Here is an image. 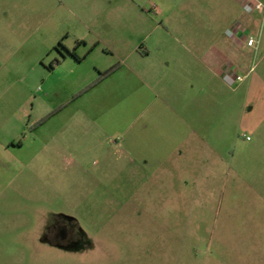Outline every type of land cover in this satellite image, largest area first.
<instances>
[{"label": "rangeland", "instance_id": "1", "mask_svg": "<svg viewBox=\"0 0 264 264\" xmlns=\"http://www.w3.org/2000/svg\"><path fill=\"white\" fill-rule=\"evenodd\" d=\"M38 1L14 9L17 32L0 49V264H264V113L248 88L256 72L245 77L264 54V0H72L73 14ZM235 22L263 41L241 48V81L217 85V156L186 153L184 167L137 185L112 154L90 151L73 106L56 109L95 57L191 46V34L228 45ZM68 50L84 62L56 66Z\"/></svg>", "mask_w": 264, "mask_h": 264}, {"label": "crops", "instance_id": "2", "mask_svg": "<svg viewBox=\"0 0 264 264\" xmlns=\"http://www.w3.org/2000/svg\"><path fill=\"white\" fill-rule=\"evenodd\" d=\"M28 1L33 7L38 6V0ZM60 1L73 14L72 0ZM239 1L243 4L244 0ZM24 5L25 0H0V49L6 48L9 37L17 32L14 9ZM247 21L258 25V19ZM215 37L213 33L187 35L192 40L191 46L183 43L182 47L171 50L147 44L143 50L134 48L111 63L95 57L90 73L81 71L69 76L68 83L73 89L69 99L56 109L62 111L73 106L69 114L90 136V151L101 153L103 158L112 154L111 160L130 171V182L137 185L150 183L163 170L184 167L186 153L194 155L207 150L217 156L209 136L210 117L216 112L218 100L217 85L226 86L225 74L239 73L247 57L244 59L241 53L246 44L243 38H230L228 45H218ZM261 37L260 32L259 41ZM202 40L213 42L202 49ZM81 41L88 44L85 39ZM94 43L97 45L99 41ZM248 47L254 54L259 51V46ZM70 51L55 60L56 66L73 57L77 67L85 56H93L95 49L84 57L75 50L80 59ZM115 65L113 72L103 75ZM253 68L248 69L245 77L256 72L248 88L250 97L256 99V107L259 105L254 109L263 114L264 54ZM224 100L226 103V97ZM257 119H264V115Z\"/></svg>", "mask_w": 264, "mask_h": 264}, {"label": "built area", "instance_id": "3", "mask_svg": "<svg viewBox=\"0 0 264 264\" xmlns=\"http://www.w3.org/2000/svg\"><path fill=\"white\" fill-rule=\"evenodd\" d=\"M256 8L263 10L264 9V4L260 1H257ZM246 28L242 25L241 22H235V24L227 30V36L229 38H243L244 43H246L250 47H258L259 44V38L253 36V35H244ZM225 80L227 83L230 85L235 84L237 81H241L244 77L242 75H233L232 73H227L225 74ZM249 139V137H247Z\"/></svg>", "mask_w": 264, "mask_h": 264}, {"label": "trees", "instance_id": "4", "mask_svg": "<svg viewBox=\"0 0 264 264\" xmlns=\"http://www.w3.org/2000/svg\"><path fill=\"white\" fill-rule=\"evenodd\" d=\"M70 54H72L74 57L80 59V57H78L74 51H70ZM116 68H117V65L113 66V67L110 68L107 72L103 73V75L105 76V75L110 74V73L113 72Z\"/></svg>", "mask_w": 264, "mask_h": 264}]
</instances>
